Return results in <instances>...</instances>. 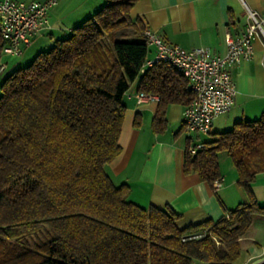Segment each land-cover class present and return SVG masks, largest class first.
I'll return each mask as SVG.
<instances>
[{
    "label": "trees",
    "instance_id": "trees-1",
    "mask_svg": "<svg viewBox=\"0 0 264 264\" xmlns=\"http://www.w3.org/2000/svg\"><path fill=\"white\" fill-rule=\"evenodd\" d=\"M137 0H106L64 38L12 70L0 83V264H234L254 215H264L251 183L264 171V114L212 133L184 172L213 183L226 151L249 200L216 220L178 227L168 206L142 207L114 184L105 165L121 151L123 98L155 95L153 129L170 103L188 105V80L172 65L146 66V27L132 18ZM132 29L136 40L117 38ZM4 42L0 35V61ZM47 237L30 247L27 237ZM199 238H186L193 234Z\"/></svg>",
    "mask_w": 264,
    "mask_h": 264
},
{
    "label": "crops",
    "instance_id": "crops-1",
    "mask_svg": "<svg viewBox=\"0 0 264 264\" xmlns=\"http://www.w3.org/2000/svg\"><path fill=\"white\" fill-rule=\"evenodd\" d=\"M45 1V0H14ZM106 0H57L48 11L51 27L37 36L24 50L23 56L5 63L2 73H10L22 62L51 47L72 28L91 16ZM244 3L264 18V0H137L130 9L132 18L154 31L166 43L185 49L205 47L212 53L226 51V37H238L245 28ZM127 35H133L130 29ZM26 52V54H25ZM28 52V53H27ZM155 48L148 47L147 60ZM264 38L253 42L250 60L230 66L237 92L234 106L216 116L208 135L188 132L184 126V105L170 103L162 130L153 129L158 99L144 98L137 102V84L124 95V119L119 135L120 153L104 167L112 182L126 184L128 198L148 207L168 206L178 214L182 228L206 219L216 220L240 202L249 200L248 193L237 182V172L220 169L222 185L215 190L212 183L200 179L195 172H184V151L191 141H205L212 133L232 128L241 120H256L264 114ZM7 73V74H8ZM186 130L187 132H185ZM256 202L264 206V171L251 183ZM241 249L234 264H264V215H254L247 234L240 238ZM194 264H207L198 260Z\"/></svg>",
    "mask_w": 264,
    "mask_h": 264
},
{
    "label": "built area",
    "instance_id": "built-area-1",
    "mask_svg": "<svg viewBox=\"0 0 264 264\" xmlns=\"http://www.w3.org/2000/svg\"><path fill=\"white\" fill-rule=\"evenodd\" d=\"M57 0L14 1L0 0V35L4 45L3 56H20L44 30L51 27L48 11ZM245 28L238 37L227 35L226 51L223 54L212 53L205 47L185 49L179 45L168 44L149 28L143 36L147 46L155 48L154 57L147 60L141 68L157 61H165L180 72L189 83L193 92L192 101L184 107L185 129L197 135H208L214 118L229 112L234 106L237 92L230 66L248 61L253 55V42L257 37L264 38V18L244 3ZM264 64V61H262ZM5 63L0 61V72ZM137 102L155 95L136 94ZM204 147V142L196 141L189 145L191 154ZM223 182L220 177L212 185L217 190ZM203 234H193L186 238H199Z\"/></svg>",
    "mask_w": 264,
    "mask_h": 264
},
{
    "label": "rangeland",
    "instance_id": "rangeland-1",
    "mask_svg": "<svg viewBox=\"0 0 264 264\" xmlns=\"http://www.w3.org/2000/svg\"><path fill=\"white\" fill-rule=\"evenodd\" d=\"M128 30H130V29H123V30L119 31L117 33V38L118 39H123V40H136L137 36H135V35L134 36L133 35H127L126 32ZM45 49H48V48H45ZM23 54H24V52L20 56H23ZM25 54H26V52H25ZM20 56H3V57H4V61L6 60V61H9V62L12 63V61L14 59H16L17 57H20ZM34 56H32V58H30L29 60H27L25 62H22V64H20V65L23 67V66L29 64ZM8 72L9 71H6L4 73L0 72V83L2 81V78L5 75H7ZM133 85H134V81L130 84V88L129 89H131ZM0 95H1V90H0ZM184 131L187 132L186 130H184ZM192 134H194V133H192ZM202 136H204V135H202ZM217 158H218L219 169L222 170V173H224L223 170L228 172L229 174H230V172L231 173L235 172V167H234L232 158L227 154L226 151H220L218 153V157ZM26 237H27L26 239H27L30 247L34 248L35 244H37L38 242L44 240L47 237V230L44 229V230L38 231L37 233L32 234L30 236H26Z\"/></svg>",
    "mask_w": 264,
    "mask_h": 264
}]
</instances>
